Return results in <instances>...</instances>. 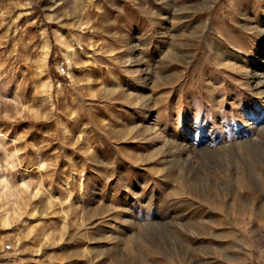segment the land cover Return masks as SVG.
Here are the masks:
<instances>
[{"label": "rangeland", "instance_id": "obj_1", "mask_svg": "<svg viewBox=\"0 0 264 264\" xmlns=\"http://www.w3.org/2000/svg\"><path fill=\"white\" fill-rule=\"evenodd\" d=\"M0 261L264 264V0H0Z\"/></svg>", "mask_w": 264, "mask_h": 264}, {"label": "built area", "instance_id": "obj_2", "mask_svg": "<svg viewBox=\"0 0 264 264\" xmlns=\"http://www.w3.org/2000/svg\"><path fill=\"white\" fill-rule=\"evenodd\" d=\"M61 74L65 75L67 74V70L65 69V66L62 64L60 67ZM0 264H4L2 261H0Z\"/></svg>", "mask_w": 264, "mask_h": 264}, {"label": "bare ground", "instance_id": "obj_3", "mask_svg": "<svg viewBox=\"0 0 264 264\" xmlns=\"http://www.w3.org/2000/svg\"><path fill=\"white\" fill-rule=\"evenodd\" d=\"M48 47V46H47ZM46 50V56L48 55V53H49V51H48V48L47 49H45ZM65 57L68 59L69 57H68V54H65ZM46 59V58H45ZM70 60V59H69ZM7 223V222H6Z\"/></svg>", "mask_w": 264, "mask_h": 264}]
</instances>
